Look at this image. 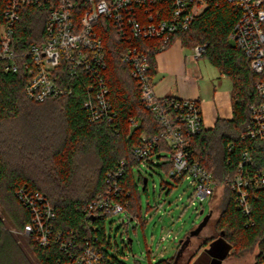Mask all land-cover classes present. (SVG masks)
Returning <instances> with one entry per match:
<instances>
[{
	"label": "trees",
	"instance_id": "obj_1",
	"mask_svg": "<svg viewBox=\"0 0 264 264\" xmlns=\"http://www.w3.org/2000/svg\"><path fill=\"white\" fill-rule=\"evenodd\" d=\"M3 8L4 0H0V32L4 23ZM48 10L45 2L20 10L19 19L12 28V45L18 54H23L31 44L43 41ZM239 13V8L227 0L211 3L187 31L179 34V41L187 48L206 44L203 57L232 84V117L218 118L212 128H203L190 139L195 160L212 174L216 186L218 182L224 184L222 206L214 225L218 235L203 243L217 236L224 241L226 248L222 249L219 241L213 245V250L220 253L218 259L226 255L229 248L232 251L228 256L256 246L254 264H261L264 186L248 187L252 208L249 214L235 205L234 193L229 187L241 150L249 151L253 171L264 169V139L242 136L249 107L260 99L255 89L258 76L251 70L249 58L228 38ZM108 32L103 40L105 78L115 114L109 121L88 117L83 105L86 95L76 84L70 95L43 102L29 100L24 93L26 74L21 69L17 72L6 70V62L0 57V264L70 261L71 255H77L78 248L95 236L107 249L112 248L105 228V219L110 214L90 215L86 208L104 189L105 174L114 170L121 160L125 163L122 184L128 192L125 210L130 219L142 220L138 184L146 189L145 176L139 172L135 175L134 168H139L143 162L134 159L130 150L139 143L142 134L158 133L160 127L140 100L139 84L131 75L130 66L120 60L119 53L126 44L116 37L110 26ZM139 44L143 50H148L152 77L158 43L143 41ZM130 119L139 123L133 126ZM160 149L156 148L154 154L158 165L168 173L171 163L167 159L166 145L162 144ZM21 186L47 197L56 214L54 230L61 232L65 239L75 240L70 249L61 248L57 242L43 247L33 236L22 232L29 214L15 194ZM213 195L214 192L209 200ZM209 211L212 213V208ZM4 219L18 232H11ZM180 248L173 256L154 263L149 260L148 264H179L184 252ZM109 264L127 263L109 251Z\"/></svg>",
	"mask_w": 264,
	"mask_h": 264
},
{
	"label": "built area",
	"instance_id": "obj_2",
	"mask_svg": "<svg viewBox=\"0 0 264 264\" xmlns=\"http://www.w3.org/2000/svg\"><path fill=\"white\" fill-rule=\"evenodd\" d=\"M219 1L4 0L0 57L6 62V70L17 72L21 69L26 74L24 93L29 100L43 102L70 95L76 84L86 95L83 105L88 117L109 121L115 114L105 78L103 40L110 26L116 37L126 44L119 53L120 60L130 66L131 75L139 84L140 100L160 127L158 133L142 134L139 143L131 148V156L148 161L155 155L156 148L166 145L167 159L171 163L168 175L188 180L193 185L191 203L194 200L203 202L213 194L216 181L193 157L190 139L204 128L199 101L157 97L149 74L148 50H143L139 42L153 41L158 43L157 50L164 49L179 41V34L187 31L209 4ZM227 1L240 11L228 38L249 58L250 68L258 76L255 89L260 100L249 107L242 136L264 139V0ZM39 2L49 7L44 39L18 54L12 45L13 25L23 7ZM190 50L193 58L203 57L206 44L194 45ZM130 121L133 126L139 123L134 119ZM124 166L121 160L114 170L105 174L104 189L86 208L90 215L128 214L125 210L128 192L122 184ZM250 185L264 186V169L253 171L250 153L243 149L229 187L234 193L235 205L245 214L252 210L248 197ZM15 194L29 214L22 230L24 234L33 236L43 247L52 242L63 249L72 247L73 238L65 239L61 232L54 230L56 214L45 195L26 186L19 187ZM99 242L96 236L86 240L78 248V254L71 255L70 261L56 264H109V249ZM261 264H264V254Z\"/></svg>",
	"mask_w": 264,
	"mask_h": 264
},
{
	"label": "rangeland",
	"instance_id": "obj_3",
	"mask_svg": "<svg viewBox=\"0 0 264 264\" xmlns=\"http://www.w3.org/2000/svg\"><path fill=\"white\" fill-rule=\"evenodd\" d=\"M185 50L192 53L190 48ZM199 60L207 62L205 57ZM226 81L231 82L229 79ZM155 156L141 163L139 168H134L135 175L139 172L147 179L145 190L138 184L142 220H132L123 212L105 219L106 234L112 243L109 251L127 264H148L149 260L154 263L173 256L180 247L184 250L183 258L179 257V264H182L205 240L218 235L214 225L222 206L224 184L218 182L210 200H194L191 203L193 185L184 178L176 182L158 165ZM210 208L212 213L206 224L195 236L192 235ZM200 210L203 212L200 213ZM4 222L11 232H18L6 219ZM256 254L257 247L254 246L238 255H229L223 264H254Z\"/></svg>",
	"mask_w": 264,
	"mask_h": 264
},
{
	"label": "crops",
	"instance_id": "obj_4",
	"mask_svg": "<svg viewBox=\"0 0 264 264\" xmlns=\"http://www.w3.org/2000/svg\"><path fill=\"white\" fill-rule=\"evenodd\" d=\"M185 49L180 41H174L168 47L157 51L155 73L152 76L154 94L157 97L197 99L205 128H212L218 118L232 117V84L231 82L229 84L226 81L229 78L220 73L208 60L204 62L199 58H193ZM216 241H219L222 249L226 248L224 241L217 236L212 241L199 245L182 264H211L214 261L223 264L232 248L218 259L220 253L213 250Z\"/></svg>",
	"mask_w": 264,
	"mask_h": 264
},
{
	"label": "water",
	"instance_id": "obj_5",
	"mask_svg": "<svg viewBox=\"0 0 264 264\" xmlns=\"http://www.w3.org/2000/svg\"><path fill=\"white\" fill-rule=\"evenodd\" d=\"M146 182H147V179H146V177H144V179H143V184L145 185ZM199 212L202 213L203 211L200 210ZM210 216H211V211H209V213H207V214L203 217L202 221L200 222V224H199L198 227H197L196 232H193L192 235H196V234L200 231V229L206 224V222H207V220L209 219ZM188 242H189V241H188ZM188 242H187V243H188Z\"/></svg>",
	"mask_w": 264,
	"mask_h": 264
}]
</instances>
